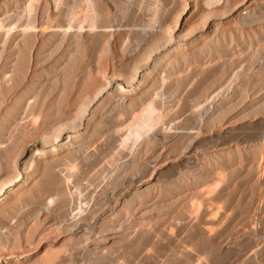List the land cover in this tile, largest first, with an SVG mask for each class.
Masks as SVG:
<instances>
[{
    "label": "rangeland",
    "instance_id": "1",
    "mask_svg": "<svg viewBox=\"0 0 264 264\" xmlns=\"http://www.w3.org/2000/svg\"><path fill=\"white\" fill-rule=\"evenodd\" d=\"M179 3L114 0L106 14L94 0H0V108L6 88L10 98L19 97L22 114L33 104L54 106L91 92L99 75L90 72L89 48L118 34V46L135 58ZM198 4L192 21L205 16L213 22L204 43L187 59L171 57L156 68L150 94L164 101V119L113 153L94 181L70 194L64 215L53 212L67 221L91 212L97 198L110 199L108 209L71 232L83 227L91 234L100 222L116 228L118 240L106 246L88 234L57 239L61 249L52 261L27 264H264V0ZM217 12L224 15L217 19ZM151 54L149 61L157 56ZM117 83L125 86L116 78L108 89ZM115 100L97 136L122 131L121 119L137 108ZM230 123L233 129L226 130ZM11 127L24 141L31 129L13 120ZM169 157L176 166H164ZM216 172L224 176L225 192L208 202L203 223L176 222L180 202L199 198ZM141 177L148 179L132 190L131 182ZM135 206L145 209L142 221L129 215ZM28 207L11 214L17 237L0 231L1 250L32 246L61 231L37 213L27 214Z\"/></svg>",
    "mask_w": 264,
    "mask_h": 264
},
{
    "label": "bare ground",
    "instance_id": "2",
    "mask_svg": "<svg viewBox=\"0 0 264 264\" xmlns=\"http://www.w3.org/2000/svg\"><path fill=\"white\" fill-rule=\"evenodd\" d=\"M94 1L100 5L102 13L109 14L115 7L114 0ZM179 2V6L162 21L155 38L146 43L135 58L129 57V49L122 50L118 46V34L95 50L89 48L90 72L97 73L99 78L94 90L81 94L75 101H63V104L54 106L44 102L39 106L33 104L22 114L19 97L14 95L10 98L9 88L2 90L7 99L3 98L0 108V231L17 237L16 222L11 214L17 206L26 204L29 206L27 214L37 213L61 231L55 235H42L35 245L22 249L9 252L0 249V264H27L37 258L52 261L61 249L59 244H54L57 239L71 240L88 234L98 244L105 243L106 246L118 240L117 229L101 226L100 222L95 224L91 234L83 227L76 233L71 232L73 225L89 224L95 214L108 209L110 199L101 203L100 197L97 198L91 212H78L67 221L54 218L53 212L58 216L64 215L71 200L70 194L82 189L85 180L94 181L98 170L112 158L113 153L136 141L153 122L164 119V101L160 96L155 98L150 94L159 76L156 68L171 57L187 59L189 54L199 50L205 34L210 33L213 27V22H208L205 16L198 22L192 21L198 11V0ZM223 15L219 12L217 19ZM152 52L157 56L149 61ZM116 78L124 81L125 86L117 83L108 89L110 80ZM160 79L163 81V76ZM116 97L126 102L129 108H137L131 110L125 120L121 119L122 131L117 127L107 136H97L99 127L115 105ZM12 120L22 129L31 125V129L26 130L25 141L12 132ZM233 127L234 123H230L225 128L231 130ZM163 164L176 166L171 157ZM160 165L157 163L155 170ZM147 179L137 178L129 187L136 190L138 183ZM225 188L224 176L216 172L215 179L205 183L202 191L197 193L199 198L180 202L177 215L174 214L176 222L183 220V224L200 226L208 212V202L223 195ZM143 211L144 208L137 206L129 215L135 221H142Z\"/></svg>",
    "mask_w": 264,
    "mask_h": 264
}]
</instances>
